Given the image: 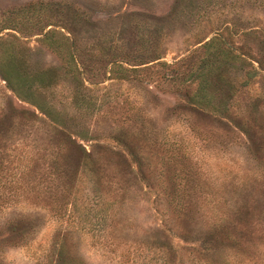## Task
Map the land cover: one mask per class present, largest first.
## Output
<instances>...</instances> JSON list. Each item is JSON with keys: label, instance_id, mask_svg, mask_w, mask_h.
Listing matches in <instances>:
<instances>
[{"label": "rangeland", "instance_id": "rangeland-1", "mask_svg": "<svg viewBox=\"0 0 264 264\" xmlns=\"http://www.w3.org/2000/svg\"><path fill=\"white\" fill-rule=\"evenodd\" d=\"M9 46L58 82L0 67V264H264V0H0Z\"/></svg>", "mask_w": 264, "mask_h": 264}, {"label": "trees", "instance_id": "trees-1", "mask_svg": "<svg viewBox=\"0 0 264 264\" xmlns=\"http://www.w3.org/2000/svg\"><path fill=\"white\" fill-rule=\"evenodd\" d=\"M51 35V33H50ZM50 35L44 36V41L49 39ZM65 41V54H64V64L68 67L67 74L73 79L74 82L78 84L80 81L79 77L83 76V71L81 70V61L78 57V51L74 44V40L70 37L63 36ZM18 42V41H17ZM13 44V43H9ZM26 44V43H25ZM5 49L1 50L0 54V67L3 69V79L11 88L14 95L21 100L29 103L33 106L40 114L44 117L48 118L50 121L52 120L51 111L47 104L43 102H39L37 99V95L44 94L45 90L53 88L55 84H57L58 80L56 78V69H50L48 72L39 74V75H27L21 70V60L19 55L17 54L18 48L15 47H4ZM28 50V48H23V52ZM204 86V85H201ZM25 88L28 89L30 92H18V89ZM201 88V87H200ZM37 91V92H32ZM79 96L76 95L74 98L75 102H73L74 108L77 112L84 113L90 111V107L84 103L83 100H79ZM55 132L54 136H58L61 141L64 139L65 144H61L63 142L59 141V148L60 150L69 145H73L78 149H81V152L87 155L84 148L81 147L76 141H74L71 134L65 132L63 129H56L53 128ZM59 134V135H58ZM57 169V168H56ZM72 185H70V190L72 189ZM217 229V226L214 227V230Z\"/></svg>", "mask_w": 264, "mask_h": 264}]
</instances>
